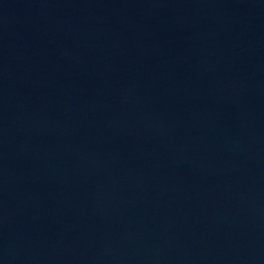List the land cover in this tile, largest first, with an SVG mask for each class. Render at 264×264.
Masks as SVG:
<instances>
[{"label":"water","instance_id":"obj_1","mask_svg":"<svg viewBox=\"0 0 264 264\" xmlns=\"http://www.w3.org/2000/svg\"><path fill=\"white\" fill-rule=\"evenodd\" d=\"M0 264H264V0H0Z\"/></svg>","mask_w":264,"mask_h":264}]
</instances>
